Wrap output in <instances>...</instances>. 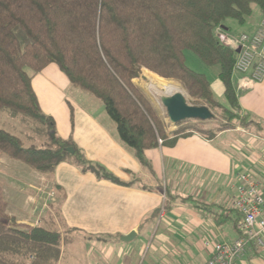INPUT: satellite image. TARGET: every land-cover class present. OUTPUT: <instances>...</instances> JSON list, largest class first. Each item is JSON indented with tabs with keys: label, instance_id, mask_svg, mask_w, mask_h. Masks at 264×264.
Returning a JSON list of instances; mask_svg holds the SVG:
<instances>
[{
	"label": "trees",
	"instance_id": "16d2710c",
	"mask_svg": "<svg viewBox=\"0 0 264 264\" xmlns=\"http://www.w3.org/2000/svg\"><path fill=\"white\" fill-rule=\"evenodd\" d=\"M254 5L264 17V0H0V121L7 112L45 138L42 146L26 145L0 126V154L46 177L68 162L101 181L123 186L138 181L136 177L121 180L89 160L72 137L58 135L55 120L43 112L32 83L33 76L51 64L60 68L71 85L103 104L120 141L154 177L148 150L173 147L195 133L212 141L237 123L263 129L242 111L233 76L236 52L217 37L218 28L228 29L229 19L245 24ZM186 51L208 66L220 67L225 103L216 99L208 77L187 65ZM141 69L156 83L163 78L178 81L194 104L216 110L224 122L213 118L217 123L208 128L207 121L185 120L170 137L171 123L133 82ZM158 86L162 87L160 82ZM171 208L167 201L165 211ZM5 209L0 188V264H58L67 235L74 230L61 232L46 225L25 229ZM160 213L161 207L142 225L154 224ZM235 213L237 230L241 218Z\"/></svg>",
	"mask_w": 264,
	"mask_h": 264
},
{
	"label": "crops",
	"instance_id": "0c3cea01",
	"mask_svg": "<svg viewBox=\"0 0 264 264\" xmlns=\"http://www.w3.org/2000/svg\"><path fill=\"white\" fill-rule=\"evenodd\" d=\"M262 18H252L247 33H253ZM165 81L160 80L164 88H169ZM32 83L43 112L53 117L61 138L72 137L89 160L103 165L121 180L138 178L133 186L101 181L68 162L59 164L47 178L0 154L5 213L18 215L16 222L20 227L50 223L40 214L44 185L41 181L45 177L54 187L57 199L51 207L57 208V213L51 212L56 213L53 226L61 232L74 230L68 240L71 250H66L68 243L63 244L58 264H90L89 258H96L97 264H139L145 241L138 240V247L120 239L132 232L137 234L135 239L155 232V248L148 264H204L211 257L204 242L234 241L239 237L235 228L238 218L231 208L239 185L237 175L242 166L251 167L256 159V167L247 173L261 177L263 181L258 183L264 186V156L255 151V144L244 143L239 136L224 138L228 132L239 133L237 130L222 132L212 141L195 133L179 139L173 147L148 150L146 156L152 163L154 177L120 141L104 106L77 90L69 94L71 84L57 65L47 66ZM235 86L242 111L263 125V136L264 80L244 88L236 78ZM217 88L224 96L223 83ZM174 130L170 124L167 134L171 137ZM171 196L179 199L171 200ZM184 198L189 200H180ZM164 201L170 202L172 209L161 222L142 225ZM253 256L262 257L264 251L258 256L251 253L249 264Z\"/></svg>",
	"mask_w": 264,
	"mask_h": 264
},
{
	"label": "built area",
	"instance_id": "2783aa9c",
	"mask_svg": "<svg viewBox=\"0 0 264 264\" xmlns=\"http://www.w3.org/2000/svg\"><path fill=\"white\" fill-rule=\"evenodd\" d=\"M217 37L221 44L236 52L233 76L240 79L242 87L250 88L264 80V17L253 33H242L233 38L218 28ZM159 144H162L161 140ZM237 179L239 185L231 208L241 218L239 237L234 241L204 242V246L211 250V257L204 264H249L247 258L251 253L258 256L264 251L263 187L248 173L239 172ZM165 203L161 206L159 220L165 215ZM250 264H264V256L254 257Z\"/></svg>",
	"mask_w": 264,
	"mask_h": 264
},
{
	"label": "rangeland",
	"instance_id": "374dc122",
	"mask_svg": "<svg viewBox=\"0 0 264 264\" xmlns=\"http://www.w3.org/2000/svg\"><path fill=\"white\" fill-rule=\"evenodd\" d=\"M263 17L259 8L254 5L253 6V13L252 15L247 19L245 24H239L238 22H236L235 20L229 19L225 22L226 27L228 28L227 31H225V33L228 35V37H233V38H238L240 37V35L242 33H247V27L248 24H250V20L252 18H257V17ZM248 22V23H247ZM186 61H187V65L193 69L196 72L199 73H203L205 74L210 83H211V87L212 90L215 94L216 99L221 102V103H225V97L220 94L218 92V88H217V84L222 86V81L219 78V73H220V67L219 66H208L206 64H204L200 58L192 51H186ZM30 75L33 76V72L28 69L27 70ZM35 76H33L34 79ZM237 78V77H235ZM164 79V78H163ZM133 82L140 88L142 89V91L144 92V94L146 95V97L152 102V104L156 107L158 113L165 119L166 122H170L168 120L167 117V113L166 110L163 108L161 102H160V98L162 96H164L166 93L168 94H176V93H183L185 94V96L187 97L188 101L190 104L193 105H204V104H194L192 102V100L190 99L189 95L187 94V92L185 91V89L183 88V86L178 82V81H170V82H174L176 84H178V87L174 90L169 89L168 87L164 88V86L162 85V83L160 81H158L157 83L148 75V73L145 71V69H141V72L139 74V76L134 77L133 78ZM166 80V79H165ZM169 81V80H167ZM159 82L161 83V88L158 86ZM156 86L155 91H153L151 89V86ZM146 87V88H145ZM77 90L79 92H82L83 94H85V96H87V98L95 100V102H98V104H100L101 106L102 103L100 101H98L97 99H95L93 96H91L90 94L74 87L73 85H71V89L69 94L72 95L73 91ZM154 92V94H153ZM156 95V96H155ZM158 96V97H157ZM91 106H93V104H91ZM207 106V105H206ZM211 109V108H210ZM211 111L215 114V120H219L220 122H224L222 119L219 118L217 111L216 110H212ZM216 121L214 120H209L207 121L206 127L211 128L214 127L216 125ZM0 126L8 129L10 132L20 136L26 145H36V146H42L44 143V137L39 136L33 129H32V125H27V124H23L20 119H14L11 118L10 116H8L7 112H3V116H2V120L0 121ZM232 130H237L239 133H227L225 135L224 138L230 139L232 137V139H234V136H239L242 140V142H249L250 144H255L258 148L255 151H258L260 156H264V135L262 136V134L260 133L262 129H257V128H253V127H243L240 123L236 124L235 129ZM239 138V139H240ZM220 142V141H219ZM256 153V152H255ZM254 164L246 166H242V170L241 172L247 173V171H249L250 169H252L254 166L256 167V159H253ZM250 175V174H249ZM251 176V175H250ZM256 182L262 183V179L261 177L254 175L251 176ZM49 178V177H47ZM42 185V202H41V216L42 218L47 219V222L49 224H45L48 227H53L55 228V226H53L54 224H56L55 222V217H56V213H57V208L56 210L53 206V208L51 207V204H55L56 203V195H55V191H54V187L52 186V184L50 182L47 181V179L44 177V180L41 181ZM53 187V188H52ZM262 187H264L262 185ZM39 196V194H38ZM57 207V206H55ZM172 209V208H171ZM52 211L54 212V215L51 213ZM166 213H169V211H166ZM169 215L167 214V217ZM15 219L18 220L19 216H13ZM47 217V218H46ZM37 220V219H36ZM42 220V219H41ZM159 222H161V220H158ZM35 222V221H34ZM44 222V221H43ZM40 225V224H39ZM38 225V226H39ZM30 229V228H28ZM238 231V229H237ZM71 233H68V238H70ZM155 237V232H150L147 235H143V238L139 239H134L132 242H129L128 244L132 243L134 245L138 244V247H140V241L138 242V240H143L145 241V243H143L144 247L142 248V254L144 253V255L141 258V261L139 264H148V260L150 259L149 257H151L153 250L155 248V243L156 240L154 239ZM117 240H119L118 238H116ZM121 239V238H120ZM146 239V240H145ZM142 241V242H143ZM122 243V242H120ZM66 250H68L70 252L71 250V246L70 243H68V245L66 246ZM87 257V256H86ZM89 258V257H87ZM90 264H97L96 262H98V260L96 258L90 259Z\"/></svg>",
	"mask_w": 264,
	"mask_h": 264
},
{
	"label": "water",
	"instance_id": "95a60500",
	"mask_svg": "<svg viewBox=\"0 0 264 264\" xmlns=\"http://www.w3.org/2000/svg\"><path fill=\"white\" fill-rule=\"evenodd\" d=\"M160 102L166 110L171 126L174 128L185 120L209 121L216 117L208 106L190 104L183 93H166L160 98ZM67 151L71 154L74 153L72 148L67 149ZM136 236L137 234L132 232L130 235L122 237L121 240L124 242H132Z\"/></svg>",
	"mask_w": 264,
	"mask_h": 264
},
{
	"label": "bare ground",
	"instance_id": "6f19581e",
	"mask_svg": "<svg viewBox=\"0 0 264 264\" xmlns=\"http://www.w3.org/2000/svg\"><path fill=\"white\" fill-rule=\"evenodd\" d=\"M166 82V85L167 86H169V88L171 89V90H175L177 87H178V84H176V83H174V82H170V81H165ZM146 88V87H145ZM151 89L153 90V91H155V89H156V86H151ZM153 94H154V92H153ZM156 96V95H155ZM158 97V96H157Z\"/></svg>",
	"mask_w": 264,
	"mask_h": 264
}]
</instances>
